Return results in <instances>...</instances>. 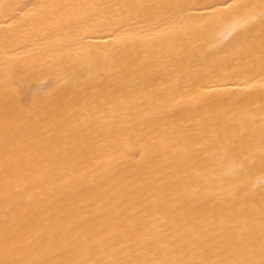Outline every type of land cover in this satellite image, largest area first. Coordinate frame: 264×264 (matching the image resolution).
<instances>
[{"label":"bare ground","instance_id":"bare-ground-1","mask_svg":"<svg viewBox=\"0 0 264 264\" xmlns=\"http://www.w3.org/2000/svg\"><path fill=\"white\" fill-rule=\"evenodd\" d=\"M0 264H264V0H0Z\"/></svg>","mask_w":264,"mask_h":264}]
</instances>
